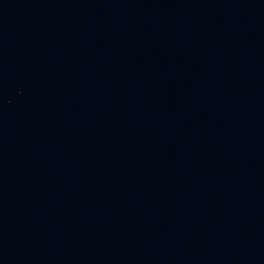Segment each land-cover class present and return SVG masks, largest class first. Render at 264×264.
I'll return each instance as SVG.
<instances>
[{"label": "water", "instance_id": "water-1", "mask_svg": "<svg viewBox=\"0 0 264 264\" xmlns=\"http://www.w3.org/2000/svg\"><path fill=\"white\" fill-rule=\"evenodd\" d=\"M112 0H0V264H89Z\"/></svg>", "mask_w": 264, "mask_h": 264}]
</instances>
